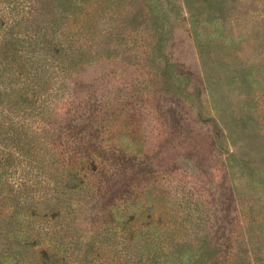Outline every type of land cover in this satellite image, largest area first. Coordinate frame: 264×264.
Returning <instances> with one entry per match:
<instances>
[{
    "label": "rangeland",
    "instance_id": "374dc122",
    "mask_svg": "<svg viewBox=\"0 0 264 264\" xmlns=\"http://www.w3.org/2000/svg\"><path fill=\"white\" fill-rule=\"evenodd\" d=\"M0 61V264H264V0H0Z\"/></svg>",
    "mask_w": 264,
    "mask_h": 264
},
{
    "label": "trees",
    "instance_id": "16d2710c",
    "mask_svg": "<svg viewBox=\"0 0 264 264\" xmlns=\"http://www.w3.org/2000/svg\"><path fill=\"white\" fill-rule=\"evenodd\" d=\"M49 37V35H48ZM38 37H34L31 39V42L34 44V49L33 51H35V53L33 54V56L29 57L28 59L22 60V59H10L9 61H7L6 64H11V69H13V73L14 71H16L15 69H19V70H23L22 72L25 73L24 76H29L31 75L32 71H37V70H51L52 72H60L64 69V63L62 61H57L56 59H53L52 57H50V59H48V57L45 55L49 52L47 48L48 46V40H41L38 41L37 40ZM42 39V38H41ZM12 47H15V44L12 43L11 44ZM63 49V44L58 43L56 45H53V48L50 49V51L52 50L53 53H59L60 50ZM58 50V51H57ZM17 61V63H16ZM48 62V63H47ZM2 65V61H0V67ZM15 66V67H14ZM13 75V74H12Z\"/></svg>",
    "mask_w": 264,
    "mask_h": 264
}]
</instances>
